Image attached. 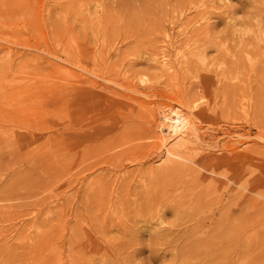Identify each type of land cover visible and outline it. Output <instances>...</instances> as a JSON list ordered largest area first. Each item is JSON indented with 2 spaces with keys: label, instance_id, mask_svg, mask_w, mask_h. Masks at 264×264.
<instances>
[{
  "label": "rangeland",
  "instance_id": "rangeland-1",
  "mask_svg": "<svg viewBox=\"0 0 264 264\" xmlns=\"http://www.w3.org/2000/svg\"><path fill=\"white\" fill-rule=\"evenodd\" d=\"M0 264H264V0H0Z\"/></svg>",
  "mask_w": 264,
  "mask_h": 264
},
{
  "label": "bare ground",
  "instance_id": "bare-ground-1",
  "mask_svg": "<svg viewBox=\"0 0 264 264\" xmlns=\"http://www.w3.org/2000/svg\"><path fill=\"white\" fill-rule=\"evenodd\" d=\"M199 28V27H198ZM200 30V29H199ZM101 36V35H100ZM95 41V40H94ZM83 42V41H82ZM101 45V44H100ZM162 56H161V59H160V62H159V65L161 66V68L163 69V70H165V72H172L173 71V68H174V66H172L171 64H169L168 62H167V56L166 55H164V54H161ZM185 55V54H184ZM117 56V55H116ZM192 57V56H191ZM184 58V56H180L179 57V60L180 59H183ZM178 59V58H177ZM184 63V62H183ZM125 74V73H124ZM83 76V75H82ZM128 76V75H127ZM122 77V76H121ZM127 79V78H126ZM217 81V80H216ZM226 83V82H225ZM218 87V86H217ZM193 88V87H192ZM123 90V89H122ZM187 92V91H186ZM135 94V93H134ZM135 96V95H134ZM199 100V99H198ZM203 100V99H202ZM214 100V99H213ZM192 103H193V101H192ZM201 103V102H200ZM176 104V103H175ZM191 105V104H190ZM182 106V105H181ZM198 107H199V102H198V104H197V101L196 102H194V105L193 106H189L188 107V110H187V108H186V110L187 111H189L188 113H187V116L186 117H184L185 115H186V113H184L185 115H183V116H178L177 117V119L176 120H174L173 122H172V124L170 125L169 124V128H168V130H169V132L171 133V136L172 135H176L177 133H179V132H181L184 128H186V125H188L189 124V122H188V124H187V119H189V120H191V118L193 117L194 118V115H195V112H196V110L198 109ZM183 109V108H182ZM185 109V108H184ZM215 109V108H214ZM180 110V109H179ZM183 111V110H182ZM185 111V110H184ZM215 111V110H214ZM187 117H190V118H187ZM166 120V119H165ZM244 120V119H243ZM168 121V120H167ZM163 122H165V121H163ZM190 123H191V121H190ZM193 123V122H192ZM192 125V124H191ZM194 125V124H193ZM189 126V125H188ZM190 127V126H189ZM194 127V126H193ZM95 129V128H94ZM190 129H191V127H190ZM128 130V129H127ZM192 130V129H191ZM195 131V130H194ZM168 132V133H169ZM183 132H184V130H183ZM165 133V132H164ZM167 134V133H166ZM179 134H181V133H179ZM192 134V133H191ZM195 134L193 133V136H194ZM166 136V135H165ZM180 136V135H179ZM196 136V135H195ZM138 137V136H137ZM178 137V136H177ZM176 137V138H177ZM197 137V136H196ZM192 138H194V140H195V137H192ZM244 139V138H243ZM178 140H179V137H178ZM196 141H197V139H196ZM261 142V141H260ZM180 143V142H179ZM200 143V142H199ZM253 144V143H252ZM200 145V144H199ZM131 148V147H130ZM204 148H205V146H204ZM209 148V147H208ZM126 149V148H125ZM171 153V152H170ZM75 154V153H74ZM172 154V153H171ZM174 154V153H173ZM185 155V154H184ZM187 155V154H186ZM164 156V155H163ZM167 156V155H166ZM174 157V156H173ZM177 158H179V156H178V154H177ZM186 158V157H185ZM189 158V157H188ZM191 158V157H190ZM167 159H168V157H167ZM66 163V162H65ZM88 165V164H87ZM66 166V165H65ZM90 166V165H89ZM181 166H183V165H181ZM190 167V166H189ZM179 168V167H178ZM182 171V170H181ZM173 172H175V171H173ZM82 174V173H81ZM198 178V177H197ZM194 179V178H193ZM207 184V183H206ZM195 186H196V184H195ZM217 188V187H216ZM223 191V190H222ZM210 193V192H209ZM214 197V196H213ZM11 200V199H10ZM219 201V200H218ZM217 201V202H218ZM25 213V212H24ZM23 215V214H22ZM33 223V222H32ZM79 225V224H78ZM20 231V230H19ZM37 231V230H36ZM11 234V233H10ZM17 235V234H16ZM37 236V235H36ZM5 240V239H4ZM71 243V242H70ZM41 250V249H40ZM2 255V254H1ZM41 260V259H40ZM48 260V259H47ZM2 261V260H1Z\"/></svg>",
  "mask_w": 264,
  "mask_h": 264
}]
</instances>
